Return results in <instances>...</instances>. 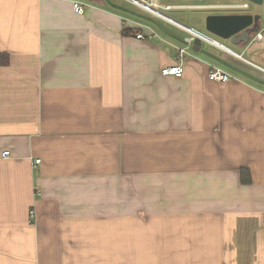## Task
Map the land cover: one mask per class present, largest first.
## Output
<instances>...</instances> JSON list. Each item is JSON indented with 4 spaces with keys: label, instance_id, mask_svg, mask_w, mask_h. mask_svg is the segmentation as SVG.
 I'll return each mask as SVG.
<instances>
[{
    "label": "crops",
    "instance_id": "0c3cea01",
    "mask_svg": "<svg viewBox=\"0 0 264 264\" xmlns=\"http://www.w3.org/2000/svg\"><path fill=\"white\" fill-rule=\"evenodd\" d=\"M73 1L0 0V264H264V25Z\"/></svg>",
    "mask_w": 264,
    "mask_h": 264
},
{
    "label": "rangeland",
    "instance_id": "374dc122",
    "mask_svg": "<svg viewBox=\"0 0 264 264\" xmlns=\"http://www.w3.org/2000/svg\"><path fill=\"white\" fill-rule=\"evenodd\" d=\"M245 0H161L163 5H176V7L172 9H166L163 7H159L161 11L167 14L169 17L173 18L174 20L179 21L181 24L184 25H191L206 35L213 37L217 40L222 42H228L227 40L209 32L206 29V18L210 14H233V13H253V14H260L261 15V24L264 25V4L259 5L249 2L248 8H216L214 5H229V4H236L242 3ZM116 2L120 5L125 6L126 9H134L140 10L141 12L145 13L137 7L130 3L127 0H116ZM196 4V5H195ZM180 5V6H178ZM202 5V6H199ZM148 12V11H147ZM137 15L136 13H134ZM147 14V13H146ZM156 18H145L146 21L154 24L156 28H158L162 32H166L168 28L173 29L174 24L171 22L162 19L161 17L155 15ZM147 17H149L147 15ZM158 17V18H157ZM168 22V23H167ZM169 24V25H168ZM229 43V42H228ZM250 57L249 55H246Z\"/></svg>",
    "mask_w": 264,
    "mask_h": 264
},
{
    "label": "water",
    "instance_id": "95a60500",
    "mask_svg": "<svg viewBox=\"0 0 264 264\" xmlns=\"http://www.w3.org/2000/svg\"><path fill=\"white\" fill-rule=\"evenodd\" d=\"M247 1L259 5L264 4V0ZM260 19V14L253 13L210 14L206 18V29L225 40L230 39L234 43L244 42V44H248L251 41L253 34L258 33L261 30ZM170 21L182 26L184 25L176 20ZM186 28L195 34H200L206 40L212 41L234 53L223 44L216 42L215 40L213 41V39L208 36L197 32L188 26H186Z\"/></svg>",
    "mask_w": 264,
    "mask_h": 264
},
{
    "label": "built area",
    "instance_id": "2783aa9c",
    "mask_svg": "<svg viewBox=\"0 0 264 264\" xmlns=\"http://www.w3.org/2000/svg\"><path fill=\"white\" fill-rule=\"evenodd\" d=\"M131 2L135 3L136 5H141L142 4V8L146 9L144 6L146 5V7H152L154 9L160 10L159 7H163L166 9H172L176 6L174 5H163L161 3V0H130ZM137 1V2H136ZM138 5V6H139ZM144 5V6H143ZM73 7L75 9L76 12L83 14L86 12V8H87V4L84 2H81L79 0H74L73 1ZM214 7L216 8H248L249 4L248 3H243V4H229V5H214ZM147 10V9H146ZM150 11V10H148ZM152 12V11H151ZM154 13V12H152ZM155 14V13H154ZM155 33H149L148 31H138L135 34V37L138 39H145L150 37V35H153ZM257 36L262 37V34L260 32H258ZM191 41V38H190ZM187 52V48H181L179 50V59L177 62H175L174 64H170L167 66H164L161 70V73L164 75H176V76H181L184 74L185 72V54ZM210 78L212 80H218V81H223V80H227L230 78V75L225 72L224 70H222L219 67H214L211 71H210ZM11 153L9 150H6L3 152V156L7 157L9 156ZM35 163H40L41 159L37 158L34 161Z\"/></svg>",
    "mask_w": 264,
    "mask_h": 264
},
{
    "label": "trees",
    "instance_id": "16d2710c",
    "mask_svg": "<svg viewBox=\"0 0 264 264\" xmlns=\"http://www.w3.org/2000/svg\"><path fill=\"white\" fill-rule=\"evenodd\" d=\"M139 30H137L136 28H131V29H127V30H125L124 31V33L125 34H136L137 32H138ZM1 61H2V63H5L6 61L4 60V57L3 56H1ZM247 170H244L243 171V180H244V182H248L249 181V179H246L245 178V174H247Z\"/></svg>",
    "mask_w": 264,
    "mask_h": 264
},
{
    "label": "bare ground",
    "instance_id": "6f19581e",
    "mask_svg": "<svg viewBox=\"0 0 264 264\" xmlns=\"http://www.w3.org/2000/svg\"><path fill=\"white\" fill-rule=\"evenodd\" d=\"M133 1H135V0H133ZM137 2V1H136ZM140 4V3H139ZM138 4V5H139ZM140 7H142V4L141 5H139ZM144 6V5H143ZM147 10H150V11H152V12H154L155 14H158V15H161V16H164V17H169L167 14H165L163 11H160V10H157V9H154V8H152V7H146V5L144 6Z\"/></svg>",
    "mask_w": 264,
    "mask_h": 264
},
{
    "label": "flooded vegetation",
    "instance_id": "af4514ba",
    "mask_svg": "<svg viewBox=\"0 0 264 264\" xmlns=\"http://www.w3.org/2000/svg\"><path fill=\"white\" fill-rule=\"evenodd\" d=\"M249 4V3H248ZM260 25H261V28H262V24H261V21H260Z\"/></svg>",
    "mask_w": 264,
    "mask_h": 264
}]
</instances>
